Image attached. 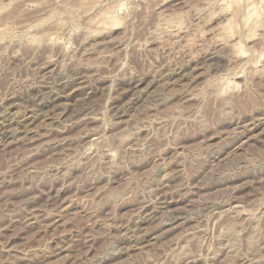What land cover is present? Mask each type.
I'll return each mask as SVG.
<instances>
[{
    "label": "rangeland",
    "instance_id": "1",
    "mask_svg": "<svg viewBox=\"0 0 264 264\" xmlns=\"http://www.w3.org/2000/svg\"><path fill=\"white\" fill-rule=\"evenodd\" d=\"M0 264H264V0H0Z\"/></svg>",
    "mask_w": 264,
    "mask_h": 264
},
{
    "label": "bare ground",
    "instance_id": "2",
    "mask_svg": "<svg viewBox=\"0 0 264 264\" xmlns=\"http://www.w3.org/2000/svg\"><path fill=\"white\" fill-rule=\"evenodd\" d=\"M13 136V135H12ZM14 138V137H13ZM140 216V215H139Z\"/></svg>",
    "mask_w": 264,
    "mask_h": 264
}]
</instances>
